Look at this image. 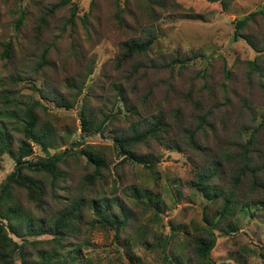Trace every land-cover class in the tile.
<instances>
[{
    "label": "rangeland",
    "instance_id": "rangeland-1",
    "mask_svg": "<svg viewBox=\"0 0 264 264\" xmlns=\"http://www.w3.org/2000/svg\"><path fill=\"white\" fill-rule=\"evenodd\" d=\"M149 1L0 0V126L16 153L9 114L39 104L36 133L49 140H25L24 159L64 153L54 176L24 171L41 193L12 186L1 211L20 215L15 233L0 215L1 264H207L195 248L211 234V264H264V0ZM254 12L241 33L256 50L233 39ZM147 34L144 53L122 46ZM81 115L111 120L84 132ZM158 119L163 130L127 148L145 164L119 152L115 136ZM13 170L0 152V187ZM228 196L237 208L222 214Z\"/></svg>",
    "mask_w": 264,
    "mask_h": 264
},
{
    "label": "trees",
    "instance_id": "trees-1",
    "mask_svg": "<svg viewBox=\"0 0 264 264\" xmlns=\"http://www.w3.org/2000/svg\"><path fill=\"white\" fill-rule=\"evenodd\" d=\"M70 0H62L63 4L69 3ZM149 1V0H148ZM212 1V0H211ZM231 0H220L221 6L223 9H226ZM153 5L162 6L161 0H157L155 2L149 1ZM128 14H130L129 9L126 10ZM154 12V11H153ZM262 14L261 12H254L250 13L246 17H243L241 19H236L234 23V31H233V39L237 40L238 38H244L249 43L250 46L254 50H256V43L252 42V40L249 37H244L245 35H242L241 30L244 28L246 23L253 19L256 15ZM131 16V15H130ZM120 20L123 22L124 19L120 17ZM145 38V39H144ZM154 36L147 34L145 37H134L128 40L127 42L123 43V47L126 48L129 52V54H141L144 53L148 47L153 43ZM8 54V53H6ZM39 104H36L34 102H30L29 105H25L23 109H19L17 111H11L9 116L13 122V131L16 132L21 136V138L18 139V147L15 149L17 152H14L13 147V136L6 130V127L0 126V152L7 153L14 161V170L11 174H9L6 178V181L1 185L0 187V215L7 221V228L10 232L15 233L16 230L12 225L13 219L17 218L20 214L19 208H5L3 211H1V208L3 206V202L10 196L12 186H18V187H28V188H34L37 192L41 193L42 189L37 186L35 181L32 179L26 177L24 175V171H30V172H44L46 174L54 176L57 172V164L62 163L63 161V154H59L53 157H48L46 161H37L35 163H32L30 161H26L24 158L30 154V147L27 143V141H32L33 143H38L43 150H45V143L48 142L49 138H46L42 140L41 135L36 133V114L34 112L35 108ZM22 117H24V122L22 123ZM81 121V127L84 132H87L90 130L91 126L94 124L96 126V129L99 131L104 126L105 120H111V117L105 116L103 117L102 121L98 124L94 122L93 119H88L87 117L81 115L80 117ZM151 126V127H149ZM165 123L158 119L154 120L152 124H148V129L142 130V131H135L133 132V135L131 136H124L119 135L114 137V143L116 147L119 149V152L122 155H125L127 158H129L131 161L137 162L139 164H145V162L138 157L137 155L131 153L127 148L133 142H140L141 140L145 139L148 134L156 135L157 131L163 130L165 127ZM137 128L138 127H134ZM98 131V132H99ZM45 134V133H42ZM188 137L191 138L189 135ZM193 138V137H192ZM191 138V139H192ZM194 144V141H193ZM87 158L89 162H94L99 167H102V161L98 160L96 157H94L92 154H87ZM246 158V154L242 155L241 159L242 161ZM217 164L215 163L214 166ZM214 173V172H213ZM214 177L212 175L211 169H206L204 172L198 176L197 178V185L201 186V188H205L208 186L207 182L209 179ZM206 196H209V194L213 193V195L210 197L212 199H215L219 197L220 193L216 192L214 193V190H204L203 191ZM233 200V197L228 196L224 197L222 199V214H230L232 210L237 208V204L234 203L233 206H231V202ZM76 209H72L69 213L75 214ZM104 212L101 209H96L97 216L99 218H103L105 220V215H102L100 212ZM114 222V220H113ZM38 231V230H37ZM7 237L4 233V228L0 224V264L6 262V260L9 258L8 253H6V241ZM8 240V239H7ZM215 243V238L211 234L208 240L200 239L197 241L196 248H195V254L202 258L203 260L207 261V264H211L210 260L208 258V255L213 248ZM177 263V261H176ZM50 264V263H49ZM213 264V263H212Z\"/></svg>",
    "mask_w": 264,
    "mask_h": 264
}]
</instances>
